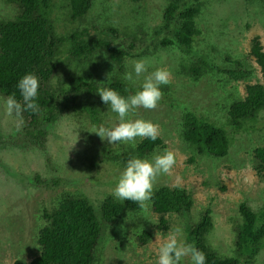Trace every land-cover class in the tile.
<instances>
[{
	"label": "rangeland",
	"instance_id": "1",
	"mask_svg": "<svg viewBox=\"0 0 264 264\" xmlns=\"http://www.w3.org/2000/svg\"><path fill=\"white\" fill-rule=\"evenodd\" d=\"M118 1L92 0L93 11L100 14L102 10H98L99 6L107 3L103 11L113 20L122 40L133 35L130 38L138 41L129 53L145 49L139 57L125 58L127 64L121 74L132 70L133 60L147 58L152 62L149 71L155 67H166L170 71L169 93L184 96L177 104L170 94L162 91L156 107L138 108L130 114L132 119L142 118L157 124L159 136L164 142L163 148L138 157L150 159L165 150L172 151L175 164L168 174L156 177L153 188L179 185L187 189L193 203L185 213L166 215V231L155 227L157 217L151 211L149 202L145 217L138 216L140 209L137 213L124 212L115 223L103 226L93 264H156L158 245L172 228L181 227L184 239L185 223L198 221L199 212L204 209L210 210L214 227L206 236L208 245L219 255L230 256L238 218V223H241L240 206L245 204L264 213V172L260 176L256 174L252 158L253 149L264 145V110L255 120L246 121L243 128L233 130L223 123L226 111L221 107L230 101H227L231 99L229 93L232 92L235 97L243 96L247 83L264 85V76L257 64L252 57L245 56L255 35L264 50V1H207L204 12L197 17V23L200 36L208 39L203 40V46L198 45L193 53L204 56L208 63L214 62L213 67L216 65L217 68L193 83L189 72L181 67L194 62V56L177 46L164 47L160 44L162 38H171L169 30L154 31L161 24V10L167 0H122L126 14L121 17L117 14L121 10H115ZM13 12L12 5L0 0V17L10 16ZM129 41L127 39L125 44ZM224 53L253 69L249 80L227 78L226 69H233L236 65L223 57ZM194 64H198L197 61ZM142 79L143 75L134 83L130 81L132 89L127 91V95L139 87ZM218 80H224V87L217 86ZM3 100L4 96L0 94V264H31L32 258L38 254L36 237L40 216L44 208L50 207L53 198L62 191L79 192L97 206L105 196L112 195L126 161L131 156H137V152L131 144L110 145L107 139L101 140L95 132L88 131L100 125L111 127L117 122L116 114L102 102L97 106L98 121L83 118L77 122L72 115L63 116L53 127H49L44 151L34 144L28 148L21 147L17 138L23 119L7 115ZM180 103L187 105L193 113L222 125L230 139L226 156L195 155L182 141L179 134ZM139 140L135 139V146ZM86 147L88 150H85ZM112 150L121 156V159H116L119 163H115L116 157L112 160L106 157V153L114 152ZM143 230L150 233V238L140 244L138 235ZM254 258L252 264H264V249ZM184 264H188L187 257Z\"/></svg>",
	"mask_w": 264,
	"mask_h": 264
},
{
	"label": "trees",
	"instance_id": "2",
	"mask_svg": "<svg viewBox=\"0 0 264 264\" xmlns=\"http://www.w3.org/2000/svg\"><path fill=\"white\" fill-rule=\"evenodd\" d=\"M207 1L167 0L161 10V24L154 30L156 33L170 31L171 38L160 41L164 47L174 45L194 56V62L181 67L189 72L192 83L217 68L216 65L213 67L214 62L208 63L204 56L193 53L198 45L203 46V40L208 39L200 36L197 23ZM4 3L12 5L14 12L0 17V94L6 98L15 92L19 99V90L15 88L18 79L27 72L38 78L39 111L22 112L23 121L17 138L21 147L34 144L43 149L49 127L63 116L72 115L77 122L83 118L98 121L97 106L101 99L97 90L111 88L126 96L125 89L128 86V90L132 89L130 81H125L121 74L127 64L125 58L139 57L145 49L129 53L138 41L130 38L133 35L121 39L113 20L103 11L107 3L99 6L102 14L93 11L92 0H4ZM115 5L116 12L124 10L117 12L120 17L126 14L122 0ZM127 39L130 41L125 44ZM250 43L245 56L253 58L264 76V50L259 37L253 36ZM223 57L236 65L224 72L228 79L249 80L252 68L231 59L229 53H224ZM196 61L198 64H194ZM218 81L217 86L221 88L224 80ZM161 88L177 104L184 97L180 93L176 96L169 93V85ZM228 96L231 99L227 101H230L221 107L226 111L223 123L233 130L243 128L246 121L255 120L264 110V85L261 83H247L243 96L235 97L232 92ZM181 106L179 134L182 141L195 155L226 156L230 139L222 125L193 113L185 104ZM135 147L137 156H143L163 148L164 142L159 135L156 140L140 138ZM114 152L106 153V157L111 160L116 157L114 161L119 163L116 159L121 156ZM252 154L253 167L260 176L264 172V145L255 147ZM55 179L59 180H52ZM149 203L157 217L155 227L166 231V215L189 211L193 199L183 187L161 185L153 188ZM138 210L136 203L122 202L112 195L105 196L95 206L82 193L62 191L41 213L36 237L38 254L32 258L31 264H93L103 226L115 223L124 212L137 213ZM199 213L198 221L185 223L183 234L187 242L205 254V264H252L254 257L264 249L262 211L245 204L240 206L241 223L238 218L230 256L219 255L210 248L206 236L214 228L211 212L204 209ZM138 236L141 244L150 238V233L143 230Z\"/></svg>",
	"mask_w": 264,
	"mask_h": 264
},
{
	"label": "clouds",
	"instance_id": "3",
	"mask_svg": "<svg viewBox=\"0 0 264 264\" xmlns=\"http://www.w3.org/2000/svg\"><path fill=\"white\" fill-rule=\"evenodd\" d=\"M151 67L152 62L147 58L132 61V70L126 71L123 79L133 83L142 75L143 79L139 87L126 96L111 88L96 91L101 102L116 114L117 122L111 127L100 125L88 131L95 132L101 140L107 139L110 145L127 143L135 147L136 138L157 139L159 135L157 124L142 118H130V114L135 113L138 108L156 107L163 95L161 86L171 81V73L166 67H155L149 71ZM15 88L19 90V99L13 92L3 100L7 115L19 118L22 112L39 111L38 78L34 73L23 74ZM125 91L127 92L128 89ZM175 162V155L170 150L155 154L150 159L131 156L117 177L112 195L122 202L130 200L136 203L141 210L138 216L145 217L144 213L151 200L156 177L160 174H168ZM181 234L182 228L174 226L170 234L159 243L156 264H184L185 257L188 258V264H205V254L194 244L183 239Z\"/></svg>",
	"mask_w": 264,
	"mask_h": 264
}]
</instances>
